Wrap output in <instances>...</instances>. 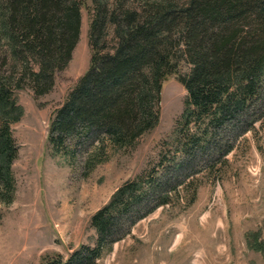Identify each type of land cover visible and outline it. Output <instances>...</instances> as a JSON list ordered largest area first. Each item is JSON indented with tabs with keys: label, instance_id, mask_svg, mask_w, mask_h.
<instances>
[{
	"label": "trees",
	"instance_id": "obj_1",
	"mask_svg": "<svg viewBox=\"0 0 264 264\" xmlns=\"http://www.w3.org/2000/svg\"><path fill=\"white\" fill-rule=\"evenodd\" d=\"M130 1L0 0L3 202H11L16 187L12 125L24 110L15 90H51L78 42L82 6L89 15V66L50 118L47 140L54 153L73 157L106 141L132 146L158 123L162 83L177 72L178 57L189 66L177 76L187 96L176 123L180 149L172 160L161 155L153 169L125 181L91 215L93 245L80 244L65 259L57 255L44 264H95L137 221L189 185L197 164L228 154L264 117V0ZM211 145L216 152L196 160Z\"/></svg>",
	"mask_w": 264,
	"mask_h": 264
},
{
	"label": "rangeland",
	"instance_id": "obj_2",
	"mask_svg": "<svg viewBox=\"0 0 264 264\" xmlns=\"http://www.w3.org/2000/svg\"><path fill=\"white\" fill-rule=\"evenodd\" d=\"M88 22L82 6L78 42L49 92L15 90L24 112L12 125L18 146L13 199L0 200V264H44L57 255L65 259L80 244L93 245L91 215L125 181L153 169L161 155L172 160L180 149L176 123L187 92L177 76L189 66L178 57L177 72L162 83L158 123L132 146L106 141L73 157L54 153L47 140L50 118L89 66ZM111 36L109 31L108 48ZM215 152L211 145L196 160ZM190 173L189 185L137 221L95 264H264V117L228 154Z\"/></svg>",
	"mask_w": 264,
	"mask_h": 264
}]
</instances>
